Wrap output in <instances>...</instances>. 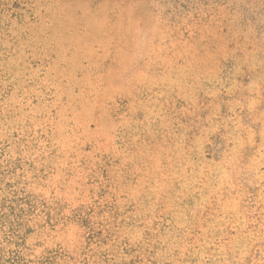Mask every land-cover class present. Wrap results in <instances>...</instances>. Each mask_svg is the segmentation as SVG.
I'll use <instances>...</instances> for the list:
<instances>
[{"label": "rangeland", "instance_id": "obj_1", "mask_svg": "<svg viewBox=\"0 0 264 264\" xmlns=\"http://www.w3.org/2000/svg\"><path fill=\"white\" fill-rule=\"evenodd\" d=\"M0 264H264V0H0Z\"/></svg>", "mask_w": 264, "mask_h": 264}]
</instances>
